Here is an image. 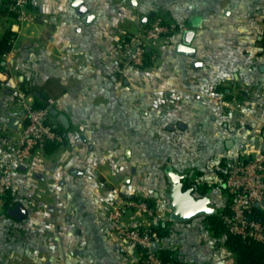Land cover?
I'll return each instance as SVG.
<instances>
[{"label":"crops","instance_id":"0c3cea01","mask_svg":"<svg viewBox=\"0 0 264 264\" xmlns=\"http://www.w3.org/2000/svg\"><path fill=\"white\" fill-rule=\"evenodd\" d=\"M8 1L0 0V38L12 32L11 49L0 54V165L20 129L24 98L36 104L47 96L69 123L66 129L51 114L66 131L64 143L16 171L11 195L24 216L0 237L11 235L16 263L139 264L138 249L115 237L107 219L111 206L127 200L124 189L153 210L129 209L124 223L168 226L158 250L175 251L183 264H237L202 216L169 219L165 171L189 175L197 196L196 185L205 186L217 211L229 200L227 163L264 152V103L235 116L225 107L234 97L253 102L239 87L264 82V0H82L86 20L72 0H30L34 21L26 26L5 8ZM152 12L177 29L150 44L141 69L123 67L117 44ZM187 30L194 35L185 44Z\"/></svg>","mask_w":264,"mask_h":264},{"label":"built area","instance_id":"2783aa9c","mask_svg":"<svg viewBox=\"0 0 264 264\" xmlns=\"http://www.w3.org/2000/svg\"><path fill=\"white\" fill-rule=\"evenodd\" d=\"M30 0H9L7 10L21 26L34 21L29 8ZM177 24L162 16H155L137 31L122 37L115 49L117 61L123 67L141 68L145 66L149 55L150 44L164 36L172 34ZM52 101L44 108L35 107L32 101L24 98L21 101L22 114L19 131L12 140V151L0 165V207L4 198L14 184L18 167L29 161L35 154L45 150L48 143L63 144L65 141L51 121ZM253 102L243 103L232 98L227 104L226 114L254 109ZM223 184L229 197V213L222 214L227 230L243 240L264 243V220L260 219L254 209H264V152L257 156L239 154L230 160L224 170ZM134 209L147 216L153 210L145 201L130 198L111 206L107 211L112 234L120 240L134 246L139 252V264H170L164 262L153 245L157 242L155 235L148 227H136L124 223L125 213Z\"/></svg>","mask_w":264,"mask_h":264},{"label":"trees","instance_id":"16d2710c","mask_svg":"<svg viewBox=\"0 0 264 264\" xmlns=\"http://www.w3.org/2000/svg\"><path fill=\"white\" fill-rule=\"evenodd\" d=\"M8 4V3H7ZM7 4L5 8L7 9ZM262 23H264V18H262ZM12 32H7L2 38H0V54L6 53L11 49V38ZM261 38L259 40L260 43V52L259 55H264V31L260 34ZM38 102L35 104V107L38 108H44L49 105V98L42 94L41 98L37 100ZM51 116V114H50ZM57 130L66 136V131L60 127L56 126ZM60 144L56 143H48L45 146V150L47 151L48 148L55 149ZM190 176L188 175L184 179V185L185 187H190L195 185V181L190 182ZM196 189H198V194L200 196L207 195V190L205 186L196 185ZM195 189V188H194ZM16 202L13 200V196L11 195V190L7 192L4 202L2 205V214L12 219V217L9 215L8 210L12 208ZM229 200L225 207H223L220 210H217L215 213L202 216L200 218L204 219L207 229L212 233V236L214 238H224V246L234 254L235 260L237 264H264V243L257 242V241H247L243 240L241 237L234 235L230 233L223 220H222V214L229 213ZM255 214L262 220H264V209L262 208H255L254 209ZM173 222H169V224H172ZM150 233L155 235L156 240H160L164 237H166L169 233V228L167 225L162 226L160 224L157 225H151L148 227ZM10 232V231H9ZM157 254L159 257L164 261L168 262L170 264H183L179 259L175 251L167 249V248H160L157 250Z\"/></svg>","mask_w":264,"mask_h":264},{"label":"water","instance_id":"95a60500","mask_svg":"<svg viewBox=\"0 0 264 264\" xmlns=\"http://www.w3.org/2000/svg\"><path fill=\"white\" fill-rule=\"evenodd\" d=\"M72 6L76 8L77 12L83 19L90 18V13L87 7L82 3V0H72ZM155 14L152 12L148 16H142L141 21L146 23L149 19H153ZM194 32L187 30L184 33V43L187 44L191 41ZM264 71V66L260 68ZM50 113L57 115L60 123L64 128H68V119L62 113H57L54 108L50 109ZM18 119L12 117L9 123V127L15 129L18 126ZM230 142H227L229 145ZM166 179L169 184L166 197L169 200V208L171 210L169 219L174 222H187L193 218L200 216H207L216 212V209L210 205V197L208 195L197 196L194 193V187H185L184 179L188 176L184 173H179L175 170L168 169L165 171ZM127 181V177L125 179ZM9 215L17 220H20L24 216V210L16 205L8 210ZM158 243L155 242L153 250L157 252Z\"/></svg>","mask_w":264,"mask_h":264},{"label":"rangeland","instance_id":"374dc122","mask_svg":"<svg viewBox=\"0 0 264 264\" xmlns=\"http://www.w3.org/2000/svg\"><path fill=\"white\" fill-rule=\"evenodd\" d=\"M135 31H137V30H135ZM135 31H132V32H135ZM125 35L126 34H124V36ZM138 69H141V68H138ZM237 72H239V71H237ZM230 76H232L231 72H230ZM239 88H243L242 90H249L252 92L251 93L252 95H255L254 99H253V103H255V104L260 103V102L264 103V82H259V83L257 82L256 86H254L252 83L249 84V83L245 82L244 85L240 86ZM236 92H238V93L241 92V89H240V91H236ZM234 94H236V93H234ZM240 96L243 97V95H240ZM234 98L237 99L236 97H234ZM237 100H239V99H237ZM250 100H251V98H250ZM247 101H249V99ZM235 114H237V113H233L232 116H235ZM171 140H169L170 143H168V149H170V152L173 153L174 152L173 149H175L176 146H178V145L174 146L173 143L175 140H173V139H171ZM123 150H122V152H123ZM163 152L169 158V160H166V162L171 165V163H172V160L170 159V157L172 156L171 153L167 149L164 150ZM166 162H163V163H166ZM161 165H163V164H161ZM172 165H173V163H172ZM150 166H152L151 163L149 164V167ZM150 173L152 174L153 171L150 170ZM159 173H160V171H159ZM158 179L159 178L157 177L156 181ZM125 187L126 186L122 184V188H125ZM121 194L124 195V197H126L125 199H130L131 198L130 196L134 197V193H132L131 191H128V190H124V189L121 191ZM214 205H216V204L214 203ZM1 212H2V207H0V237L3 235V233L9 232V231H10V233L14 232V229H15V221L13 219L5 217ZM123 221H124V219H123ZM0 244H1V247H3V249H6V250H3L2 252H0V264H18V263H16V260L14 259V256H13L11 235L8 236V238L5 237L4 242H2V243L0 242Z\"/></svg>","mask_w":264,"mask_h":264}]
</instances>
